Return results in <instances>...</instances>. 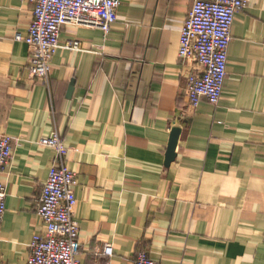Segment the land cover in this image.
<instances>
[{
    "label": "crops",
    "instance_id": "1",
    "mask_svg": "<svg viewBox=\"0 0 264 264\" xmlns=\"http://www.w3.org/2000/svg\"><path fill=\"white\" fill-rule=\"evenodd\" d=\"M192 3L121 0L107 34L64 24L46 85L13 39L32 4L0 0V133L13 143L0 264H27L46 230L37 204L55 151L39 140L52 131L77 178L79 264H134L140 251L158 264H264V0L235 13L221 98L195 109L186 76L199 66L178 57ZM73 40L80 50L64 47Z\"/></svg>",
    "mask_w": 264,
    "mask_h": 264
},
{
    "label": "built area",
    "instance_id": "2",
    "mask_svg": "<svg viewBox=\"0 0 264 264\" xmlns=\"http://www.w3.org/2000/svg\"><path fill=\"white\" fill-rule=\"evenodd\" d=\"M251 0H193L180 29L178 57L196 62L199 69L186 76L189 106L195 109L202 100L216 106L221 98L230 30L234 15ZM32 4V20L27 33L17 32L14 40L24 42L29 49L30 77L48 84L51 62L61 46L59 35L66 23L100 29L107 34L117 20L121 0H28ZM80 50L78 40L64 45ZM39 144L54 149L55 157L38 197L37 214L44 223L43 233L35 232L29 244L27 264H79V225L74 217L77 199L75 172L65 165L68 147L56 131L39 140ZM13 153L12 138L0 133V221L6 210V188L2 173ZM102 253L112 254L109 245ZM134 264H158L147 252L140 251Z\"/></svg>",
    "mask_w": 264,
    "mask_h": 264
},
{
    "label": "water",
    "instance_id": "3",
    "mask_svg": "<svg viewBox=\"0 0 264 264\" xmlns=\"http://www.w3.org/2000/svg\"><path fill=\"white\" fill-rule=\"evenodd\" d=\"M180 131H181L180 128L176 127V128H173L171 133H170L168 147H167V151H166V155H165V164L166 165H168L171 161H173V159L175 157L174 149L177 145Z\"/></svg>",
    "mask_w": 264,
    "mask_h": 264
}]
</instances>
